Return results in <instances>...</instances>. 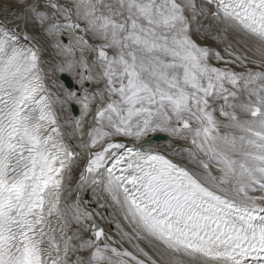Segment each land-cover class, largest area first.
Masks as SVG:
<instances>
[{
    "label": "snow or ice",
    "instance_id": "obj_1",
    "mask_svg": "<svg viewBox=\"0 0 264 264\" xmlns=\"http://www.w3.org/2000/svg\"><path fill=\"white\" fill-rule=\"evenodd\" d=\"M0 264H264V0H0Z\"/></svg>",
    "mask_w": 264,
    "mask_h": 264
},
{
    "label": "bare ground",
    "instance_id": "obj_2",
    "mask_svg": "<svg viewBox=\"0 0 264 264\" xmlns=\"http://www.w3.org/2000/svg\"><path fill=\"white\" fill-rule=\"evenodd\" d=\"M32 2V0H31ZM28 32L30 34H39L41 32V29L39 28V26H33V25H30L29 28H28ZM199 42H202V41H199ZM54 57H52V54H51V50L49 49L46 53H45V59L46 60H49V61H53ZM101 223V225L103 226L104 222L103 221H99ZM114 234V233H113Z\"/></svg>",
    "mask_w": 264,
    "mask_h": 264
},
{
    "label": "rangeland",
    "instance_id": "obj_3",
    "mask_svg": "<svg viewBox=\"0 0 264 264\" xmlns=\"http://www.w3.org/2000/svg\"><path fill=\"white\" fill-rule=\"evenodd\" d=\"M28 2H31V0H28ZM61 2H66V0H61ZM50 50H51V49H50ZM51 54H52V57H54V58H53L54 60L59 59V58H57V57L55 56L53 50H51ZM65 75H67V74H65ZM67 76H68V75H67ZM68 77L71 79L70 76H68Z\"/></svg>",
    "mask_w": 264,
    "mask_h": 264
},
{
    "label": "water",
    "instance_id": "obj_4",
    "mask_svg": "<svg viewBox=\"0 0 264 264\" xmlns=\"http://www.w3.org/2000/svg\"><path fill=\"white\" fill-rule=\"evenodd\" d=\"M62 78H63L64 80H66V81H70V80H71V79H70L67 75H65V74L62 76ZM77 114H78V113H77Z\"/></svg>",
    "mask_w": 264,
    "mask_h": 264
}]
</instances>
